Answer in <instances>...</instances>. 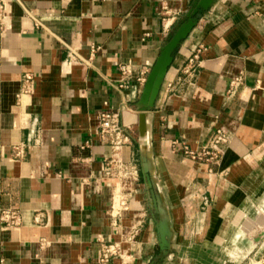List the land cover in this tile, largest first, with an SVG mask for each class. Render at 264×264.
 Masks as SVG:
<instances>
[{"label":"crops","instance_id":"crops-1","mask_svg":"<svg viewBox=\"0 0 264 264\" xmlns=\"http://www.w3.org/2000/svg\"><path fill=\"white\" fill-rule=\"evenodd\" d=\"M163 1L165 10L159 0H0V214L20 216L18 226L0 223V264L254 256L264 211V0ZM199 48L188 81L182 69ZM104 110L130 127L122 156L138 175L119 219L109 214L114 181L102 175ZM217 129L229 144L212 173L171 149L198 148ZM105 246L117 252L102 262Z\"/></svg>","mask_w":264,"mask_h":264},{"label":"built area","instance_id":"built-area-1","mask_svg":"<svg viewBox=\"0 0 264 264\" xmlns=\"http://www.w3.org/2000/svg\"><path fill=\"white\" fill-rule=\"evenodd\" d=\"M161 9L165 10V3L159 0ZM3 7L0 5V13ZM0 20H3V15H0ZM173 17L176 14H172ZM170 16L172 19H174ZM201 49L195 50L186 61L182 74L188 81L193 79L196 69L199 66V55ZM76 55L71 52L70 59H74ZM118 70L122 75L127 74V68L121 64ZM141 80V79H139ZM28 79H25L27 83ZM237 80H234L229 88V93L234 90ZM29 87L24 86L21 95L28 93ZM19 98V96H18ZM97 134L100 140L107 145L110 154L104 160V167L102 168V175L105 178L114 181L113 195L111 197V204L109 207V214L112 218H121L122 214L127 211L131 196L133 195L134 186L138 181V175L135 167L122 156V150L125 146L131 143L130 127L120 123L119 114L111 110H104L97 115ZM229 144V137L223 129H217L210 139L201 144L198 148L191 149L186 143H178L176 141L171 143V149L185 159H190L195 162L205 164L208 166V173H212L219 165L221 155ZM20 216L14 211H3L0 214V223L3 228H11L19 225ZM256 249L264 247V230L260 231L257 239ZM258 247V248H257ZM261 248V249H262ZM117 252L116 246L103 247L102 262H106L109 255ZM255 253V252H254Z\"/></svg>","mask_w":264,"mask_h":264},{"label":"rangeland","instance_id":"rangeland-1","mask_svg":"<svg viewBox=\"0 0 264 264\" xmlns=\"http://www.w3.org/2000/svg\"><path fill=\"white\" fill-rule=\"evenodd\" d=\"M260 219L261 220L259 222L262 221V224L261 226L260 225L258 226L256 233L264 230V211L262 215H260ZM261 248L256 249L254 256L251 257L250 262H246L244 264H264V247L262 249Z\"/></svg>","mask_w":264,"mask_h":264},{"label":"water","instance_id":"water-1","mask_svg":"<svg viewBox=\"0 0 264 264\" xmlns=\"http://www.w3.org/2000/svg\"><path fill=\"white\" fill-rule=\"evenodd\" d=\"M183 29H184V25L182 26V28H180V30L177 32L176 36L174 37V39L167 45V49L170 50L172 49L175 44H176V39L179 38V36L183 33ZM160 63V62H159ZM162 249V248H161Z\"/></svg>","mask_w":264,"mask_h":264},{"label":"bare ground","instance_id":"bare-ground-1","mask_svg":"<svg viewBox=\"0 0 264 264\" xmlns=\"http://www.w3.org/2000/svg\"><path fill=\"white\" fill-rule=\"evenodd\" d=\"M124 149V148H123ZM240 215V214H239Z\"/></svg>","mask_w":264,"mask_h":264}]
</instances>
